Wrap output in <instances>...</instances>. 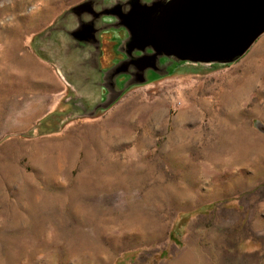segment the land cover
<instances>
[{"label":"rangeland","instance_id":"obj_1","mask_svg":"<svg viewBox=\"0 0 264 264\" xmlns=\"http://www.w3.org/2000/svg\"><path fill=\"white\" fill-rule=\"evenodd\" d=\"M77 1L0 0V264H264V32L25 134L56 101L20 89L17 53Z\"/></svg>","mask_w":264,"mask_h":264},{"label":"water","instance_id":"obj_2","mask_svg":"<svg viewBox=\"0 0 264 264\" xmlns=\"http://www.w3.org/2000/svg\"><path fill=\"white\" fill-rule=\"evenodd\" d=\"M113 3L79 0L32 35L35 54L53 66L65 89L25 134L56 131L71 113L92 116L133 85L230 63L264 32V0H129L127 14ZM104 45L115 59L101 68ZM173 64L181 68L171 70ZM254 125L264 132L263 123Z\"/></svg>","mask_w":264,"mask_h":264},{"label":"crops","instance_id":"obj_3","mask_svg":"<svg viewBox=\"0 0 264 264\" xmlns=\"http://www.w3.org/2000/svg\"><path fill=\"white\" fill-rule=\"evenodd\" d=\"M17 54H24L22 56L17 55L20 60L14 62L15 65L21 67H25L28 69L26 73H22L21 81L24 78V82L26 83L23 86H20V89L28 91H32V95H37L40 99H45L48 97L50 101H56L61 93L65 89V84L62 79L57 75L53 66L45 61L44 59L37 56L35 53H31L29 51H23ZM21 57H24L22 59ZM14 66V65H13ZM5 85H2L1 89L5 90V97H11V91L14 89V86L8 85V83L13 82V79L10 77H6L4 79ZM29 95V94H27ZM7 103V102H6ZM5 103V104H6ZM52 104V102H50ZM49 103V104H50ZM48 110L41 112L39 115L42 116Z\"/></svg>","mask_w":264,"mask_h":264},{"label":"clouds","instance_id":"obj_4","mask_svg":"<svg viewBox=\"0 0 264 264\" xmlns=\"http://www.w3.org/2000/svg\"><path fill=\"white\" fill-rule=\"evenodd\" d=\"M83 2V0H81ZM143 3V0H141ZM165 3L168 2V0H164ZM117 4L122 5L123 7L121 8V11L125 14L131 11V4L129 3V0H114V3L111 5V7L116 6ZM147 6H151V4H147ZM43 7V2L42 0H39L37 4H31L28 9H27V14H35L38 13L41 8ZM119 19V17L117 18ZM129 39H131V33L129 34Z\"/></svg>","mask_w":264,"mask_h":264}]
</instances>
